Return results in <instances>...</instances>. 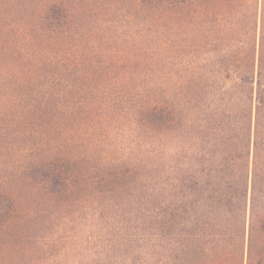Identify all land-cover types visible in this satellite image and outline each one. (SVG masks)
<instances>
[{
	"label": "trees",
	"instance_id": "16d2710c",
	"mask_svg": "<svg viewBox=\"0 0 264 264\" xmlns=\"http://www.w3.org/2000/svg\"><path fill=\"white\" fill-rule=\"evenodd\" d=\"M0 264H264V0H0Z\"/></svg>",
	"mask_w": 264,
	"mask_h": 264
}]
</instances>
